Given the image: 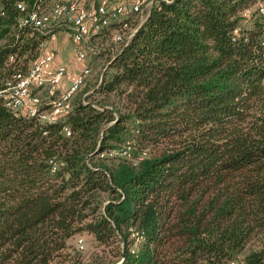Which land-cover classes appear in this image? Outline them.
Instances as JSON below:
<instances>
[{
  "label": "trees",
  "instance_id": "obj_1",
  "mask_svg": "<svg viewBox=\"0 0 264 264\" xmlns=\"http://www.w3.org/2000/svg\"><path fill=\"white\" fill-rule=\"evenodd\" d=\"M36 1L0 0V88L46 39L17 25ZM148 2L55 122L0 99V264H87L84 234L89 264H264V0Z\"/></svg>",
  "mask_w": 264,
  "mask_h": 264
},
{
  "label": "built area",
  "instance_id": "obj_2",
  "mask_svg": "<svg viewBox=\"0 0 264 264\" xmlns=\"http://www.w3.org/2000/svg\"><path fill=\"white\" fill-rule=\"evenodd\" d=\"M166 1V0H164ZM151 2L148 0H121L116 4L100 2L94 6L88 0H54L48 9L41 7L40 0L36 1L31 8L23 3L16 2L15 10L21 15L18 27H26L35 31L46 39L38 44L39 55L30 64L25 72L13 73L0 88V99L4 107L13 114L23 113L26 117L39 123H53L58 117L66 114L71 109L74 95L86 84L91 76V70L84 67L79 70L70 81L69 86L61 93L56 90L68 76V69L62 64L54 67L53 55L48 46L55 40L56 35L61 32L64 37L74 46V53L78 60L84 61L88 51L94 49L87 45L92 36L97 35L112 23H121L122 18L132 16L140 21L143 13L149 8ZM253 12L264 16V4L261 2L242 11V18L249 20ZM133 27L122 23L120 28L112 33L111 40L117 45L126 42L133 33ZM239 30H235L237 35ZM12 60L11 57L8 58ZM44 99L53 96L50 102ZM47 106V108H43ZM66 136H70L67 128H64ZM119 154L128 157V150L121 153H109V156ZM132 237L139 239L135 232ZM76 246L79 250L84 249V239L78 237ZM133 253V252H132ZM227 264H239L232 260Z\"/></svg>",
  "mask_w": 264,
  "mask_h": 264
},
{
  "label": "rangeland",
  "instance_id": "obj_3",
  "mask_svg": "<svg viewBox=\"0 0 264 264\" xmlns=\"http://www.w3.org/2000/svg\"><path fill=\"white\" fill-rule=\"evenodd\" d=\"M107 36H108L107 33H105V34L99 35L98 37H94L90 39L89 44L91 45L88 44L87 47L91 48V46H95L97 48V51L99 52L100 50V52L97 56H91L90 53L88 52L87 57L84 61L78 60L73 50L74 49L73 44L64 37V33L59 32L56 35L55 40L53 41L55 45L52 42L49 44L48 48H49V51L53 55V59L57 58L61 60L59 61L61 62L59 64H62L67 67L68 76L71 75L72 73H77L79 70H81L84 67H88V68L90 67L91 75H92L90 79L94 80L95 77L98 75V72L100 71V69L106 64V61L109 58V53L105 51L117 46L111 41L110 38H107ZM62 91H64V88L59 87L55 92L56 94H58V93H61ZM41 96H43L42 97L43 101L46 102L47 100L44 99V95L41 94ZM82 237L85 243V250H84L83 255H84V258L86 259V263L89 264L91 263L90 257L96 252L97 253H101V252L97 251L94 248L92 237L86 234H84ZM74 243H75V240L71 242L73 246H74Z\"/></svg>",
  "mask_w": 264,
  "mask_h": 264
},
{
  "label": "crops",
  "instance_id": "obj_4",
  "mask_svg": "<svg viewBox=\"0 0 264 264\" xmlns=\"http://www.w3.org/2000/svg\"><path fill=\"white\" fill-rule=\"evenodd\" d=\"M53 44H54V42H53ZM55 45V44H54ZM51 49V48H50ZM48 50H49V48H48ZM54 50H55V48H54ZM59 61H61V60H59V59H53V62H52V67H54V66H56V65H58L59 63H61V62H59ZM76 73H72L71 75H69V76H67V78H66V80L62 83V85H61V88H64V90L69 86V84H70V81L72 80V78H73V76L75 75Z\"/></svg>",
  "mask_w": 264,
  "mask_h": 264
}]
</instances>
